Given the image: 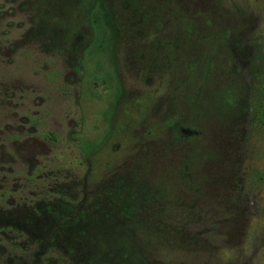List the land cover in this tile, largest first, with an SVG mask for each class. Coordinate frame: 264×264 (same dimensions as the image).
Segmentation results:
<instances>
[{
  "label": "rangeland",
  "instance_id": "obj_1",
  "mask_svg": "<svg viewBox=\"0 0 264 264\" xmlns=\"http://www.w3.org/2000/svg\"><path fill=\"white\" fill-rule=\"evenodd\" d=\"M0 264H264V0H0Z\"/></svg>",
  "mask_w": 264,
  "mask_h": 264
},
{
  "label": "trees",
  "instance_id": "obj_2",
  "mask_svg": "<svg viewBox=\"0 0 264 264\" xmlns=\"http://www.w3.org/2000/svg\"><path fill=\"white\" fill-rule=\"evenodd\" d=\"M99 3L101 4V3H103V0H99ZM106 15V14H105Z\"/></svg>",
  "mask_w": 264,
  "mask_h": 264
}]
</instances>
